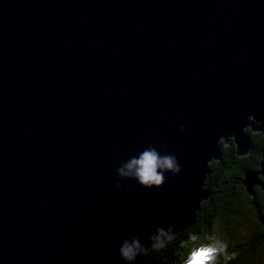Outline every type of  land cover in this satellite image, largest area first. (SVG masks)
<instances>
[{
	"label": "water",
	"instance_id": "water-1",
	"mask_svg": "<svg viewBox=\"0 0 264 264\" xmlns=\"http://www.w3.org/2000/svg\"><path fill=\"white\" fill-rule=\"evenodd\" d=\"M243 125L264 137V0H0V264H129L125 239L191 221L219 138L249 152ZM151 148L181 172L119 175Z\"/></svg>",
	"mask_w": 264,
	"mask_h": 264
},
{
	"label": "trees",
	"instance_id": "trees-1",
	"mask_svg": "<svg viewBox=\"0 0 264 264\" xmlns=\"http://www.w3.org/2000/svg\"><path fill=\"white\" fill-rule=\"evenodd\" d=\"M243 132L250 138L251 145L243 156L236 154L233 139L228 138L226 143L222 138L218 139L219 155L207 161L208 173L200 185L209 195L192 210L191 224L175 232L174 240L166 242L165 248L157 251L149 247L135 264H181L192 246L188 241L189 247L182 248L181 241L196 234L199 237L197 243L207 242L205 237L219 230L221 233L227 231L223 240L228 244V251L237 253L228 264H264V190L253 184L250 196L240 183L245 170L259 169L264 137L261 131H253L249 126H245ZM256 180L263 183L264 176L256 174ZM241 205L250 212L252 225L238 233L235 228L242 218ZM234 232L239 234L237 239ZM217 264H224L223 256L219 257Z\"/></svg>",
	"mask_w": 264,
	"mask_h": 264
},
{
	"label": "clouds",
	"instance_id": "clouds-1",
	"mask_svg": "<svg viewBox=\"0 0 264 264\" xmlns=\"http://www.w3.org/2000/svg\"><path fill=\"white\" fill-rule=\"evenodd\" d=\"M181 132L185 131L183 125L180 126ZM121 177H133L144 188L160 187L165 183V172L173 175L181 172V166L174 154L161 156L155 148L143 151L139 158H132L123 167L117 169ZM174 225L156 227L155 232L148 237L150 248L157 251L166 247V242L175 238ZM199 237L192 234L188 240L180 242V247L188 248V241L192 242L183 264H217L219 257L223 256L224 264H228L236 258V252L228 251V244L218 235H207V242L197 243ZM149 247L143 245L138 236L133 237L131 242L125 239L119 247V256L122 260L131 262L136 260L138 255H142Z\"/></svg>",
	"mask_w": 264,
	"mask_h": 264
},
{
	"label": "rangeland",
	"instance_id": "rangeland-1",
	"mask_svg": "<svg viewBox=\"0 0 264 264\" xmlns=\"http://www.w3.org/2000/svg\"><path fill=\"white\" fill-rule=\"evenodd\" d=\"M246 119H248V120H251V115H247L246 116ZM254 120V118H252V121ZM254 123V122H253ZM255 124H259V120H255ZM243 127H245V125H243L241 128H243ZM245 133V132H244ZM241 156H243V155H241ZM203 190H205V189H203ZM251 193V192H250ZM208 197V196H207ZM207 199V198H206ZM203 200H205V199H203ZM202 201V199H199L198 200V202H197V204H196V209L198 208L197 207V205L200 203ZM232 204H230V207L232 208V206H231ZM199 206V205H198ZM221 209H224V207H220ZM240 214H241V221H240V223H238V225L236 226V230H237V232L238 233H241V232H243V230L245 229V228H247V227H249L250 225H252V221H251V214H250V212L248 211V209H247V207L245 206V205H241V207H240ZM191 222H192V218H191V221L187 224V225H185L184 227H186V226H189L190 224H191ZM183 227V228H184ZM182 229V228H181ZM215 231V230H214ZM214 231H212V232H214ZM228 233H229V231H228ZM238 233H233L234 234V237L237 239L238 238V236H239V234ZM213 234H216V235H218L221 239H225V236L227 235V231L226 230H222V233L220 232V230L219 231H215ZM148 247H150V246H148ZM186 258V257H185ZM185 258H183L182 259V261L180 262L181 264H183V260L185 259Z\"/></svg>",
	"mask_w": 264,
	"mask_h": 264
}]
</instances>
